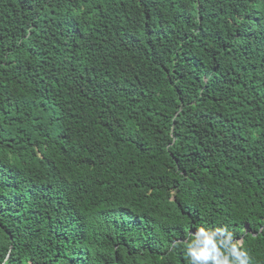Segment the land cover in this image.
<instances>
[{
    "label": "trees",
    "instance_id": "1",
    "mask_svg": "<svg viewBox=\"0 0 264 264\" xmlns=\"http://www.w3.org/2000/svg\"><path fill=\"white\" fill-rule=\"evenodd\" d=\"M264 264V0H0V264Z\"/></svg>",
    "mask_w": 264,
    "mask_h": 264
},
{
    "label": "clouds",
    "instance_id": "2",
    "mask_svg": "<svg viewBox=\"0 0 264 264\" xmlns=\"http://www.w3.org/2000/svg\"><path fill=\"white\" fill-rule=\"evenodd\" d=\"M188 264H250L248 251L226 228L200 227L183 246Z\"/></svg>",
    "mask_w": 264,
    "mask_h": 264
}]
</instances>
